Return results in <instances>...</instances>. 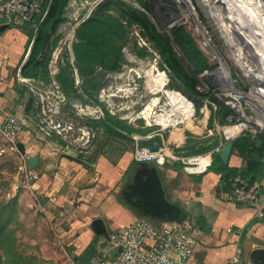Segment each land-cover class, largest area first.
Segmentation results:
<instances>
[{"label":"rangeland","instance_id":"1","mask_svg":"<svg viewBox=\"0 0 264 264\" xmlns=\"http://www.w3.org/2000/svg\"><path fill=\"white\" fill-rule=\"evenodd\" d=\"M105 1L70 0L65 14L66 21L53 37L49 51L50 61L44 71L42 82L37 86L34 103L30 108L31 139L32 137L36 140L51 139L59 144L58 149L62 153L88 163L95 162L102 154L112 156L113 163L120 175H123V190H126L130 181L126 176L129 168L137 169L141 165L134 157L137 139L140 140V146L148 148L155 142L159 144L157 134L163 132L161 130L167 135L171 130L191 127L190 130L199 134L205 129L211 115L214 121L207 138L186 134L188 152L179 156L197 157L190 154L192 149L201 150L214 144L220 139L226 126H231L226 132L231 128L240 127V130L242 128L251 135L264 136V74H258L260 71L255 74L245 73L250 69L256 70V64L251 63L254 60L263 65V49L259 46L257 48L254 43H250L252 48L243 43V40L253 41L251 34H255V27L261 35V27L257 21H263L260 25H264L262 17L258 15V19L254 17L257 24L255 22L252 28L246 22L242 24L235 19L236 10L238 11L236 6L233 8L230 6L231 11L235 13V17L230 21L214 11L219 9L218 0L214 1L215 4L212 3L213 0H115L124 5V9L129 5L143 12L160 33L169 37L172 35L171 29L176 25L186 27L203 53L210 59L212 67L196 75L173 40L182 66L179 72L183 79L180 80L168 66L161 49L152 41L151 33L137 24L131 25L123 21L128 41L122 49L119 69L110 72L101 66H94L91 68L92 73L82 76L74 47L81 42L79 33L82 25ZM249 2L251 1L245 0L242 8L256 9V5H252L255 3ZM222 8L229 7L224 4ZM109 13L116 18L121 17L113 8H110ZM230 15L227 14L226 17ZM261 36L263 40L264 35ZM230 42L233 47L230 46ZM241 48L243 56L254 57L250 62L245 58V63L247 62L245 69L238 61ZM153 66H157L159 72L151 71ZM63 70L70 74L75 88L71 90L69 98L62 92L57 79ZM145 70L147 72L143 76L138 74ZM160 74L166 84L162 93H158L162 84L158 80ZM189 78L191 80L194 78L196 90L191 88ZM157 93L161 97V104H165L168 115L174 113L170 111L167 97L170 100L180 98L189 103L193 108L192 114L178 124L171 123L166 129L157 125L148 126L147 121L138 118V115ZM185 95L203 106L199 118L196 117L193 101ZM224 109L229 110L230 116L225 120V124H222ZM110 118L137 131L131 134L125 130L118 131L133 140V144L126 145L121 139L105 132L103 124L116 127ZM195 120H198L200 129L195 127L197 125ZM20 137L21 133L14 138H8L0 132V264H75L72 257L64 254L65 242L61 234L48 221L39 203L34 202L27 192V186L32 184L27 176L33 168L30 159L20 151V145L24 147V153L27 147L26 143L21 142ZM125 146L131 153L129 157L122 154ZM205 156L211 160L209 155ZM184 167L183 164L180 169L183 170ZM188 171L200 172V169L191 167Z\"/></svg>","mask_w":264,"mask_h":264},{"label":"crops","instance_id":"2","mask_svg":"<svg viewBox=\"0 0 264 264\" xmlns=\"http://www.w3.org/2000/svg\"><path fill=\"white\" fill-rule=\"evenodd\" d=\"M36 35L34 31L32 37L30 28L6 25L0 13V120L10 114L28 123L20 140L27 144L24 154L28 159L38 157V166L30 171L37 173L39 179L27 186V192L61 234L65 242L64 254L72 257L75 264H88L94 256H114L107 235L130 225L142 214L125 201L123 175L112 156L102 154L95 162L88 163L62 153L59 144L51 139L30 138V108L43 78H29L22 71L30 58ZM209 119L199 134L190 130V126L171 130L167 135L161 130L163 132L157 134L159 144L155 142L148 148L158 147L167 157L183 158L179 155L188 152L186 134L207 138ZM195 122V127L200 129L198 120ZM228 127L231 126L224 127L222 138L215 143L218 141L224 146L246 133L242 130L230 139L226 135ZM252 137L257 139V147H261L258 136ZM222 146L207 154L194 155H210L211 163L204 171L189 172L185 167L182 170V163L176 164L170 159L164 166H157L168 199L183 208L190 215L188 221L198 229L196 246L188 264H228L234 256L240 258V264H252L253 252L264 249V209L258 214L252 208L222 198L221 194L230 189L228 179L244 166V160L233 150L228 164L220 159L222 166L219 162L214 167L215 155ZM195 150L193 148L192 152ZM122 154L131 155L127 146ZM255 160L261 166L259 180L255 182L261 184L264 199V156L258 155ZM197 166L198 162L193 167ZM136 172V168H129L128 183H132ZM99 223L104 225L103 235L96 231Z\"/></svg>","mask_w":264,"mask_h":264},{"label":"trees","instance_id":"3","mask_svg":"<svg viewBox=\"0 0 264 264\" xmlns=\"http://www.w3.org/2000/svg\"><path fill=\"white\" fill-rule=\"evenodd\" d=\"M69 3L70 0L51 1L48 14L39 25L30 58L22 71L23 75L33 79L44 77V71L50 61L49 51L53 37L60 26L66 21L65 14ZM123 6L124 5L115 2V0H106L99 6L98 11L82 25L79 33L81 42L74 47L75 57L82 71V76L92 73L91 68L94 66H101L110 72L119 69L122 59V49L128 41L127 30L123 25V21H127L128 24L131 25L137 24L151 33L152 41L161 49L167 60L168 66L180 80L183 79L179 72L182 66L173 45V40L193 67L196 75H200L212 67L210 59L203 53L197 41L186 27L180 24L176 25L171 29V38L160 33L143 12L129 5H126L125 9ZM110 8H113L114 12L120 13L121 17L116 18L112 16L109 13ZM31 34L33 37V29H31ZM57 79L61 85L62 92L69 98L71 96V90L75 89L70 74L67 70H63ZM189 82H191V88L196 90L191 79ZM99 89L100 87L97 88V92ZM176 94L179 93L176 92ZM186 97L193 101L190 97ZM215 101L218 103L217 100ZM193 103L196 108V117L199 118V112L203 106L201 104H196L195 101H193ZM222 112L223 116L221 123L225 124V120L229 118L230 112L227 109L222 110ZM111 119L112 118H110V121H112L116 127H109L103 124L105 132L117 139L134 143L128 136L120 133V130H125L128 134L137 131L130 126L123 125L122 122H114ZM213 121L214 118L211 115L208 124L209 128L212 127ZM192 129L195 130L196 128ZM258 138L262 142L261 147H257V139H254L249 133H244L242 137L234 142V152L244 160V166L233 176L241 175L251 182L259 180L261 166L259 162H256L255 158L258 155L264 156V136H258ZM222 145L223 143L217 141L210 147H204L201 150L196 149L190 152V154H207L215 147H220ZM219 162L220 166H222L219 155L216 154L213 162L214 167ZM131 169L134 170L135 168L132 167ZM233 176H231L228 181Z\"/></svg>","mask_w":264,"mask_h":264},{"label":"built area","instance_id":"4","mask_svg":"<svg viewBox=\"0 0 264 264\" xmlns=\"http://www.w3.org/2000/svg\"><path fill=\"white\" fill-rule=\"evenodd\" d=\"M51 1L0 0V13L6 25L30 28L37 33L39 25L48 14ZM26 126L24 120L10 114L0 120V132L8 138H14L22 133ZM136 141L134 157L139 163L164 166L167 159H170L184 164L188 170L198 162L193 161L198 156L167 157L161 151L152 152L149 148L140 146L139 139ZM157 153L161 154V158L156 156ZM27 177L30 183H35L39 179V175L32 171H29ZM229 186V191L221 194L222 198L252 208L261 214L264 199L259 182H251L241 175H236L229 180ZM197 232L196 226L188 220L177 224L155 222L140 216L130 225L118 228L107 236L114 256H94L88 264H188L196 246ZM240 263V258L234 256L228 264Z\"/></svg>","mask_w":264,"mask_h":264},{"label":"bare ground","instance_id":"5","mask_svg":"<svg viewBox=\"0 0 264 264\" xmlns=\"http://www.w3.org/2000/svg\"><path fill=\"white\" fill-rule=\"evenodd\" d=\"M207 1V0H206ZM216 0H213L212 3L215 4ZM219 1V6L218 8L219 9H214V11H216L219 15L221 16H224L226 20L230 21V19L232 20L234 17H235V13L231 11V7L233 8V6H236V9H238V11L236 10V20L240 21L242 24H244L245 22L249 25V26H254V23L257 21L255 20L258 19L260 17H262V19L264 20V0H250L251 2L249 3H252V1L255 3V4H252V5H256V9H249V8H242L243 4H244V1L245 0H218ZM249 1V0H247ZM210 2V1H209ZM217 2V1H216ZM207 3V2H206ZM211 3V4H212ZM227 5L229 8L226 9V8H222V6ZM207 5V4H206ZM251 5V6H252ZM209 6V5H208ZM231 6V7H230ZM226 7V6H225ZM244 7V6H243ZM258 7V8H257ZM260 7V8H259ZM217 8V7H216ZM254 8V7H253ZM213 9V8H212ZM241 10H243L246 14H243L241 12ZM189 12V11H187ZM213 12V11H212ZM227 14H231L230 17H226ZM234 16H233V15ZM254 14V16L252 17V15ZM258 15V16H257ZM220 16V17H221ZM255 17V18H254ZM258 17V18H257ZM223 18V17H222ZM221 18V19H222ZM248 19V20H247ZM261 21V20H260ZM258 22V26L261 27V35H264V25H260V23L262 22ZM256 22V24H257ZM252 23V24H251ZM237 25H239L237 23ZM231 26V25H230ZM240 26V25H239ZM233 27V26H232ZM243 27V26H242ZM253 28V27H252ZM256 28V27H255ZM254 28V32L255 34H251V37L253 38V41L249 42V41H245L243 40V43H247L246 45L251 47L250 46V43H254L255 46L258 48L259 47H262L263 49V52H262V55H263V59H264V36H263V40H262V36L260 34H258L259 32H257V30ZM224 29H226L224 27ZM230 29V27H229ZM236 29V28H235ZM246 29V28H245ZM228 30V29H227ZM232 30V29H230ZM229 30V31H230ZM242 30V29H241ZM250 30V29H249ZM256 30V31H255ZM227 32V31H226ZM245 32V31H244ZM229 35V34H228ZM240 35V34H239ZM244 35V34H243ZM249 36V35H248ZM229 38V37H228ZM231 38V36H230ZM249 38V37H248ZM227 39V37H226ZM233 39V38H231ZM230 40V39H229ZM235 40V39H234ZM242 40V39H241ZM248 40V39H247ZM237 42V41H236ZM233 44V43H232ZM230 46H231V42H230ZM243 46V45H242ZM254 46V45H253ZM233 47V46H231ZM229 47V48H231ZM240 47V46H239ZM244 47V46H243ZM252 48V47H251ZM233 49V48H232ZM248 51V49H247ZM258 51V50H257ZM234 52V51H233ZM249 53V51H248ZM250 54V53H249ZM243 53H242V48L240 49V52H239V55H238V61L239 63L241 64L242 63V66L244 67L243 69H245V66H246V63H245V58L248 59V62H250V60L252 59V55L250 56V58L248 56H243ZM237 58V57H236ZM254 58V57H253ZM252 61V60H251ZM238 63V64H239ZM245 63V65H244ZM252 64H256L257 67H255V69L257 70H252L250 69L249 71L245 72V73H252V74H255L256 72L258 73V71H260V73L258 74H264V60H263V65L260 64L258 62V60H254V62L252 61L251 62ZM239 64V65H240ZM242 69V70H243ZM149 70V69H148ZM151 71H155V72H159V69L157 66H153L151 67ZM147 72V70H145L144 72H139L138 74H140V76H143L145 73ZM244 72V71H243ZM261 76V75H260ZM158 80L160 81L161 84V88L160 89V92L158 93H162L166 87V84L164 83L163 81V78L161 77V74L159 75L158 77ZM156 94L155 97L151 98L150 101L147 103V106L145 107V109L143 111L140 112V114L138 115V118H142V119H145L148 123V126L149 125H157V126H160L162 127L163 129H166L168 128L171 123H177L178 122H181L183 120H186L187 118L190 117V115L192 114V106L189 105V103H186V101H183L182 99L180 98H174L173 100H170V98H166V100L168 101L169 103V107H171L170 111H172L174 114L173 115H168L167 114V108L165 107V104H161L162 101H161V97L159 96V94ZM191 111V112H190ZM133 119V118H132ZM237 128V129H236ZM242 130V128H241ZM240 127H235L234 129H229L227 132H226V135L228 138L230 139H233L235 138L240 132ZM147 153V152H146ZM145 156V155H144ZM156 156L160 157L161 158V154L157 153ZM205 157L207 156H200L198 158H195L193 161H198V166L197 168L200 169V171H204L205 168L211 163V160L209 159H206ZM210 157V155H209ZM195 171H199V170H195Z\"/></svg>","mask_w":264,"mask_h":264},{"label":"water","instance_id":"6","mask_svg":"<svg viewBox=\"0 0 264 264\" xmlns=\"http://www.w3.org/2000/svg\"><path fill=\"white\" fill-rule=\"evenodd\" d=\"M192 81L195 84L194 78ZM233 150V141L228 142L218 150V155L224 164H228ZM20 151L24 154V147L21 145ZM151 151L159 152V148L153 147ZM30 163L32 168H36L38 157L32 158ZM123 196L128 205L137 209L143 217L155 222L182 224L190 218V215L183 208L168 199L159 169L155 165L141 163L133 176L132 183H128L126 190H124ZM96 231L100 235L105 234L104 225L99 223ZM251 258L254 264H264V249L255 250Z\"/></svg>","mask_w":264,"mask_h":264}]
</instances>
